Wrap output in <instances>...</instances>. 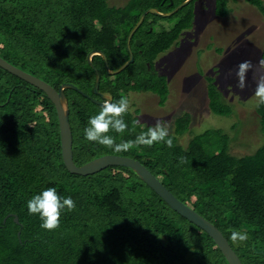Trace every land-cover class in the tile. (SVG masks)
<instances>
[{
	"label": "trees",
	"instance_id": "16d2710c",
	"mask_svg": "<svg viewBox=\"0 0 264 264\" xmlns=\"http://www.w3.org/2000/svg\"><path fill=\"white\" fill-rule=\"evenodd\" d=\"M137 1L118 7L107 0H0V55L55 88L63 82L78 86L76 79L83 80V87H78L96 96V73L87 56L102 50L112 67V60L122 64L128 59L127 34L145 10L136 6ZM183 1L144 3L161 12L165 7L160 6L171 10ZM228 1L215 0L217 15L231 11ZM245 1L264 11L262 0ZM195 14L190 9L178 15L171 30L141 39V47L134 44L135 34L131 45L152 64L192 26ZM92 63L106 75L101 55H93ZM211 79L210 106L231 114L233 106L224 95L214 97L218 85ZM100 89L104 90L102 80ZM65 93L78 165L107 153L128 155V150L113 151L114 146L87 141L84 129L102 106L74 89ZM255 110L264 124V102ZM183 123H178L176 133L185 134ZM107 134L117 144L116 132L110 129ZM169 138L171 147L165 142L146 145L152 151L145 157L131 152L180 200L214 222L244 264H264V145L253 154L238 156L231 151L229 136L219 130L196 134L187 146L174 134ZM185 163L190 165L184 168ZM47 188L70 196L76 205L62 212L59 226L52 230L41 228L39 215L27 209V201ZM146 190L141 198L133 195ZM233 232L246 233L247 239L234 241ZM0 264L229 263L205 230L172 209L132 169L112 165L86 176L71 173L63 162L53 103L41 89L0 66Z\"/></svg>",
	"mask_w": 264,
	"mask_h": 264
},
{
	"label": "rangeland",
	"instance_id": "374dc122",
	"mask_svg": "<svg viewBox=\"0 0 264 264\" xmlns=\"http://www.w3.org/2000/svg\"><path fill=\"white\" fill-rule=\"evenodd\" d=\"M107 1V4L125 7L127 4L124 3L129 0ZM144 1L138 0L136 6L139 4V7L145 9L144 11L152 8V6L148 7L149 5ZM214 1L198 0L168 17L148 13L145 22L136 32L138 37L134 38V44L137 40L153 38L163 29L171 30L179 18L178 15H182L187 10L194 9L196 14L193 16L192 26L182 31L171 47L157 56L152 71L149 67L143 71L140 63L145 60L146 56L132 43L131 49L136 55L137 66L132 63L127 69L125 68L123 71H128L127 74L112 75L107 71L106 75L103 74L102 82H107L106 88H113L116 95H119V100L121 97L126 100H136L137 106L142 109L139 117L151 125L144 126L138 122L137 116H132L133 121L136 119L137 123L132 122L128 125L127 122L128 127L123 133L116 132L117 144L125 141L131 144L128 154L132 155L131 151H133L145 157L152 151L144 144H137L134 134L138 137L141 133L153 128L158 121L167 127L168 135H176L178 142L184 146H187L194 135L207 130H219L228 135L232 146L231 151L238 156L253 154L264 145V124L260 123L259 115L255 110L256 105L261 101L256 94L257 86L264 81V11L260 9V12L257 7L245 0H235L236 2L229 0L227 7L230 6L231 11L224 17H216ZM262 1L264 6V0ZM160 7H165L163 9L165 11H161L163 13L173 10H169L164 5ZM152 30L153 33H151ZM80 44L82 46V40ZM126 48L128 50L127 38ZM126 57L127 54L123 51L122 59ZM114 61L112 70L120 67L122 60ZM245 63L247 68L244 69V86L241 87L237 73L241 65ZM211 77L218 85V93L214 97L224 95V100L233 106L234 112L231 114L218 113L210 106L212 100L209 97L208 88L213 83ZM76 81L78 86L83 87V80L76 79ZM118 82L122 83L119 85L120 88L117 85ZM134 83L136 87L131 86ZM125 86L127 89L136 88L138 93L130 96L126 93ZM148 88L155 90L156 94L145 95L143 92ZM71 94L76 96L73 92ZM164 94L167 97L166 100ZM129 109H132L131 105ZM101 110L102 107H99L97 113ZM127 113L123 115V118L132 115L131 111ZM186 118H189V123L184 125ZM179 122L183 123V127L187 126L185 134L176 133ZM106 148L110 149L108 146ZM113 151H116L115 147ZM75 160L79 162L77 153H75ZM189 165L185 163L183 167L187 168ZM146 194L147 190L140 192L139 195L133 193L138 198Z\"/></svg>",
	"mask_w": 264,
	"mask_h": 264
},
{
	"label": "water",
	"instance_id": "95a60500",
	"mask_svg": "<svg viewBox=\"0 0 264 264\" xmlns=\"http://www.w3.org/2000/svg\"><path fill=\"white\" fill-rule=\"evenodd\" d=\"M192 0H186L176 7L173 8L171 12H160L156 8H150L144 11L136 26L133 30H131L130 34L127 37V47L129 58L123 63L120 67L115 70L109 69V64L107 63V56L102 50H92L88 54V62L94 68L96 73V81L94 86V93L99 94L103 99H109L112 101V94L109 92H100L99 86L101 81L100 71L94 67L92 63V57L94 54L101 55L106 61V70L109 74L115 75L122 72L125 68H127L134 61V53L131 49V39L134 33L138 30V28L144 22V19L148 13H154L157 16L168 17L173 15L175 12L180 10L181 8L188 5ZM173 4V2H170ZM142 40H137L136 44L142 45ZM0 66L15 74L16 76L22 78L23 80L29 82L30 84L36 86L41 89L50 101L53 103L55 107V111L58 118V126L60 132V142H61V153L63 162L66 168L75 174L80 175H91L97 172H100L109 166L119 165L125 166L132 169L137 176L145 182L149 187H151L172 209L178 212L180 215L188 219L190 222L196 224L198 227L205 230L215 241L219 249L222 251L226 260L229 264H244L240 259L239 255L236 253L231 243L227 239V237L223 234V232L215 225L214 222L210 221L198 211L184 203L180 200L168 187L139 159L129 156V155H119V154H104L98 156L82 165H78L74 160V152H73V131L70 123V107L69 101L65 93V89L71 88L74 89L87 98L91 99L94 103L98 105H103V102L99 101L96 98L91 97L89 94L85 93L78 86L73 83L64 82L58 88L52 86L49 82L44 79L22 69L0 55ZM12 215V214H9ZM9 215L7 217H9ZM7 217L4 219L6 221ZM15 221L18 222V217L14 215ZM20 235V231L18 232V236Z\"/></svg>",
	"mask_w": 264,
	"mask_h": 264
},
{
	"label": "clouds",
	"instance_id": "9594fccd",
	"mask_svg": "<svg viewBox=\"0 0 264 264\" xmlns=\"http://www.w3.org/2000/svg\"><path fill=\"white\" fill-rule=\"evenodd\" d=\"M247 64L241 65L237 75L240 78V86H244V69ZM257 96L264 102V81L257 86ZM129 103L121 97L118 102L105 99L102 105V110L95 116L89 118L88 127L84 129V137L89 142H95L100 145L115 147L116 151H127L131 144L127 141L120 144H115L114 137L108 135L110 129L117 133H123L127 129V124L122 118L128 112ZM168 137V129L159 121L150 128L147 132L141 133L137 139V144L151 146L154 143L165 142L169 147L172 146V140ZM183 162V161H181ZM75 201L70 197H62L58 195L55 188H47L42 192L34 195L27 201V209L29 214H38L41 223V228L52 230L59 226L60 216L66 209L72 211L75 208ZM234 241H244L247 239V234L242 232H233Z\"/></svg>",
	"mask_w": 264,
	"mask_h": 264
},
{
	"label": "flooded vegetation",
	"instance_id": "af4514ba",
	"mask_svg": "<svg viewBox=\"0 0 264 264\" xmlns=\"http://www.w3.org/2000/svg\"><path fill=\"white\" fill-rule=\"evenodd\" d=\"M144 23V22H143ZM140 28V27H139ZM139 28H138V30H139ZM137 30V31H138ZM136 31V32H137ZM136 32L134 33V35L136 34ZM134 35H133V37H132V39L134 38ZM132 39H131V42H132ZM135 41V40H134ZM143 42V41H142ZM134 53V52H133ZM94 55H97V54H94ZM117 55L119 56L120 55V52H118L117 53ZM116 56V55H115ZM117 57V56H116ZM128 58H129V56H128ZM158 59H159V57H158ZM128 60V59H127ZM155 61H156V59L153 61V65L150 63V61H147V60H144L143 62H141L140 63V66L143 68V71H146L147 69H148V67H149V69L152 71V68L155 66ZM111 62V61H110ZM109 61H108V58H107V63L109 64V69L110 70H112L111 68H112V64L110 63ZM126 62V61H125ZM135 62H137V58L135 57V54H134V61H133V64L135 63ZM112 63H113V60H112ZM124 63V62H123ZM122 63V64H123ZM121 64V65H122ZM132 64V63H131ZM130 64V65H131ZM136 64V63H135ZM120 65V66H121ZM129 65V66H130ZM136 66H137V64H136ZM104 67H105V70H106V61L104 60ZM128 68V67H127ZM126 68V69H127ZM115 69H117V67H115V68H113V70H115ZM107 71V70H106ZM153 71H154V69H153ZM155 72V71H154ZM121 73V72H120ZM159 73V72H158ZM101 74V78L103 77L102 76V73H100ZM103 79V78H102ZM101 79V80H102ZM103 83V86H104V90H102V89H100V86H99V91L100 92H109V93H111L112 94V101H115V102H118L119 101V95L117 94L116 95V92H115V90L112 88V89H108V88H106V83L107 82H102ZM120 82H118V87H119V85L120 84H122V83H120ZM100 84H101V81H100ZM135 84V83H134ZM133 84V85H134ZM124 85V84H123ZM120 88V87H119ZM124 89H127V87L125 86V88ZM127 94H129L130 96L132 95V94H135V93H138V91L136 90V89H130V88H128L127 89V92H126ZM143 93H145V95H148V94H150V93H152V94H156V92H155V90H151V89H147L146 91H144ZM95 94V93H94ZM167 94V93H166ZM169 94V93H168ZM96 96H93V95H91L90 94V96L91 97H93V98H96V99H98L99 101H101V102H104V100L105 99H103L99 94H95ZM132 98V97H131ZM133 99V98H132ZM69 101V100H68ZM128 101V103H129V105H131L132 106V109H128V112L129 111H131L132 112V115H130V116H128V117H122L123 119H124V121H125V123L127 124V122H128V125H131L132 124V122H135V123H137L136 122V119L133 121V118H132V116H137L138 117V122H140L142 125H144V126H151L150 125V123H148L146 120H144L143 121V119H141L140 117H139V115L142 113V109H141V107H139V106H137V101L136 100H127ZM141 111V112H140ZM128 113H125L124 115H127ZM143 126V127H144ZM129 156H132V157H134V155L132 154H128ZM159 238H164V237H159Z\"/></svg>",
	"mask_w": 264,
	"mask_h": 264
},
{
	"label": "crops",
	"instance_id": "0c3cea01",
	"mask_svg": "<svg viewBox=\"0 0 264 264\" xmlns=\"http://www.w3.org/2000/svg\"><path fill=\"white\" fill-rule=\"evenodd\" d=\"M215 2V1H214ZM215 6V5H214ZM214 10H215V7H214ZM260 11V10H259ZM216 12V11H215ZM261 12V11H260ZM213 13H214V11H213ZM214 15L216 16V17H221V16H219V15H217V14H215L214 13Z\"/></svg>",
	"mask_w": 264,
	"mask_h": 264
}]
</instances>
